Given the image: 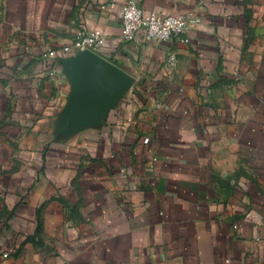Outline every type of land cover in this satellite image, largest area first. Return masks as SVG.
Returning a JSON list of instances; mask_svg holds the SVG:
<instances>
[{"label": "crops", "instance_id": "1", "mask_svg": "<svg viewBox=\"0 0 264 264\" xmlns=\"http://www.w3.org/2000/svg\"><path fill=\"white\" fill-rule=\"evenodd\" d=\"M127 1L0 0V264H264V0H132L188 43L123 41ZM94 29L133 83L69 131Z\"/></svg>", "mask_w": 264, "mask_h": 264}, {"label": "water", "instance_id": "2", "mask_svg": "<svg viewBox=\"0 0 264 264\" xmlns=\"http://www.w3.org/2000/svg\"><path fill=\"white\" fill-rule=\"evenodd\" d=\"M65 64L72 87L61 119L69 131L99 123L133 83L127 71L93 50H84Z\"/></svg>", "mask_w": 264, "mask_h": 264}, {"label": "built area", "instance_id": "3", "mask_svg": "<svg viewBox=\"0 0 264 264\" xmlns=\"http://www.w3.org/2000/svg\"><path fill=\"white\" fill-rule=\"evenodd\" d=\"M116 1L111 0V3L114 4ZM141 30L144 31L147 40L169 41L176 38L185 43L190 41L187 16L182 14L161 16L155 11L145 13L134 1L125 2L122 7L121 39L123 41H133ZM104 41L103 32L100 29H94L79 33L75 38L74 47L79 51L95 50ZM62 50L63 52H69L70 46H65ZM176 61V55L172 54L169 57V62L175 65ZM145 141L148 142L149 139L146 138Z\"/></svg>", "mask_w": 264, "mask_h": 264}]
</instances>
